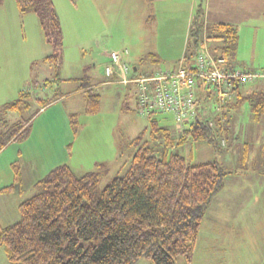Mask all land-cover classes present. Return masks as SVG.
Segmentation results:
<instances>
[{
	"label": "rangeland",
	"instance_id": "obj_1",
	"mask_svg": "<svg viewBox=\"0 0 264 264\" xmlns=\"http://www.w3.org/2000/svg\"><path fill=\"white\" fill-rule=\"evenodd\" d=\"M53 1L64 30V61L60 68L43 59L53 52V47L44 40L37 16L20 14L15 0H4L0 7V119L5 121H0V132L21 117L29 121L28 137L9 142L0 150V187L12 181L14 161L20 164L25 185L22 194L0 193V227L20 218V202L32 196L34 183L58 164L67 163L83 174L95 169L96 161H106L108 170L99 183V188H104L128 169L137 149L131 141L142 133V143L147 140L159 156L166 147L167 154L180 153L191 163L219 159L227 168L239 166L252 173L264 168V119L253 117L249 103L243 104L240 115L234 118L238 121L235 135L220 129L222 122L215 112L202 118L217 124L218 136L214 133L217 140L229 136L225 147L191 138L166 145L164 130L160 129L155 139L150 123L156 118L159 127L169 129L178 141L176 137L182 131L173 116L141 115L133 88L105 82L108 78L104 72L109 53L124 48L131 53L130 64L138 66L135 74L178 67L186 50L192 15L200 3L205 10L211 6V11L224 15H229L238 5L237 17L244 20L242 24L239 22L238 47L228 65L243 70L264 69V0H242V5L238 0H226L224 6L219 0ZM211 25H206V44L215 50L221 41L210 36ZM87 72L95 90L101 93L100 109L94 114L85 113V95L80 89L81 78ZM255 89H264V80L243 86V92ZM21 90L29 92V103H23L21 110L2 111V105L17 99ZM246 143L251 158L242 163ZM254 181L252 174L247 189L254 196L253 204L259 198ZM232 187L230 182L226 191ZM247 199L242 203L240 197H231L230 204L237 206L240 214ZM213 202L217 205L218 201ZM209 210L202 221L192 264H264V244H259V239L255 242L251 234L260 233V229L244 230L241 223H235V227L222 225L214 236L218 226L211 213L213 209ZM246 232L250 236L246 237ZM206 247L210 251L205 252ZM0 264H10L3 246H0ZM137 264L154 263L143 258ZM177 264H184L183 256Z\"/></svg>",
	"mask_w": 264,
	"mask_h": 264
},
{
	"label": "trees",
	"instance_id": "obj_2",
	"mask_svg": "<svg viewBox=\"0 0 264 264\" xmlns=\"http://www.w3.org/2000/svg\"><path fill=\"white\" fill-rule=\"evenodd\" d=\"M15 3L23 16L31 13L37 16L44 40L53 47V52L43 59L60 68L64 61V30L54 1L15 0ZM3 4L4 0H0V7ZM205 16V6L200 3L192 15L181 58L185 66H191L198 42L208 37ZM210 27V36L221 41L211 51L228 61L238 47L237 26L220 22ZM130 56L131 53L128 62ZM130 66L133 72L138 70L137 65ZM243 86L235 88L234 106L249 103L254 118L263 120L264 89L243 92L240 90ZM94 87L91 76L85 73L80 89L85 95L86 114L100 109L101 93ZM29 97V92L21 90L19 97L4 103L1 110H21L29 103ZM218 119L222 122L220 129L228 134L227 109L223 118ZM28 122L21 117L2 129L0 150L9 142L26 139ZM150 128L155 139L159 130H164L166 145L179 144L186 138L208 140L221 147L227 145V142L221 145L215 138L217 124L211 125L199 117L180 131L178 141L169 129L159 127L156 118L151 119ZM220 138L227 141V136ZM142 139L143 133L131 141L137 149L128 169L102 189L99 183L108 170L106 161H97L95 169L83 174L67 163L58 164L38 179L34 183L35 193L18 206L20 218L0 227V246L4 247L9 263L137 264L147 258L154 264H177L183 256L184 264H192L207 210L224 188L226 178L238 168H227L218 159L191 163L180 153L167 154L166 147L159 156L157 149L147 140L142 143ZM68 148L71 150L72 143ZM11 167L13 180L0 191L22 194L25 185L20 164L14 161Z\"/></svg>",
	"mask_w": 264,
	"mask_h": 264
},
{
	"label": "built area",
	"instance_id": "obj_3",
	"mask_svg": "<svg viewBox=\"0 0 264 264\" xmlns=\"http://www.w3.org/2000/svg\"><path fill=\"white\" fill-rule=\"evenodd\" d=\"M206 38L198 42L191 66L183 62L174 69L132 74L128 62V48L109 53L111 61L105 65L108 82L133 88L137 97V111L145 116L170 114L179 131L196 118L215 112L223 118L228 104L234 100L235 88L264 80V69L243 70L230 67L227 59L215 54L207 46ZM214 125L213 120H208ZM226 145V138H219Z\"/></svg>",
	"mask_w": 264,
	"mask_h": 264
},
{
	"label": "crops",
	"instance_id": "obj_4",
	"mask_svg": "<svg viewBox=\"0 0 264 264\" xmlns=\"http://www.w3.org/2000/svg\"><path fill=\"white\" fill-rule=\"evenodd\" d=\"M238 1H239L238 4H241V5L243 4L242 0H238ZM226 3H227L226 0L225 1L219 0V4H222L223 6ZM237 6L233 8L232 12H228L229 15H224L223 13L218 12V11H211V9H210L211 6H210L209 9L205 10L206 11V16H205L206 17V24L207 25H209V24L214 25V24L220 23V22L230 23V24L237 26L238 30H240L242 20H244V19H240L237 17V14H238ZM239 22L241 24H239ZM246 22L247 21H245L244 23H246ZM240 90L243 91V88ZM235 102H236V100L231 102L230 105L227 107L228 130H229L228 133L230 134V136L237 134V131L235 129H237L238 121L234 120V118L238 117V115H240V112H241V106H237V107L234 106ZM227 137L229 140L228 135H227ZM249 149H250V147L246 143L244 145V149H243V153H242V163H246V161L250 160L251 154H250ZM235 168H238V170L235 171L234 173L230 174L226 178L224 188L213 199V201H215V200L218 201L217 205L216 204L214 205V202L212 201V203H211V205L208 208L207 213H206V214L210 213L209 209H213V210H211V213L213 215V219H214V222L216 223V226H218V228H216L217 231H215L214 236L217 235L218 230L219 231L221 230V229H219V227H222V225L234 226L235 223H241L244 230L260 229V233L251 232V234H254L253 236L255 237V242H258V239H259V244H264V168L260 169L259 171L254 170V173L247 170V168L239 169V166H236ZM252 174L255 175L254 185L257 189H259V190H256V192H258V194H259V198L257 200L258 202H256L255 204H253L252 200H251L252 197H254V196L253 195L251 196L249 190L247 189V183L250 180V175H252ZM256 174H257V176H256ZM237 175H239L240 179L238 178ZM12 180H13V178H12ZM230 182H232V186L234 185V187H232L231 190L229 189L228 191H226ZM1 188L2 187H0V189ZM231 191H232V193H231ZM0 193H3V192L0 191ZM220 193H224L225 195L220 196ZM234 193H236L237 195H234ZM236 196L241 198L242 203L244 202L245 198L248 197V199L246 200L247 205H244L243 207H241L242 213H240V214L237 211L238 207L233 205V204L232 205L230 204V198L236 197ZM245 236L246 237L250 236V233L246 232ZM238 242L241 243L242 241L240 240ZM206 251H210V250L206 247L205 252Z\"/></svg>",
	"mask_w": 264,
	"mask_h": 264
}]
</instances>
